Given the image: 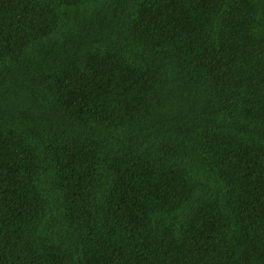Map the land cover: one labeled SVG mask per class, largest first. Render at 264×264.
I'll use <instances>...</instances> for the list:
<instances>
[{"label":"trees","instance_id":"16d2710c","mask_svg":"<svg viewBox=\"0 0 264 264\" xmlns=\"http://www.w3.org/2000/svg\"><path fill=\"white\" fill-rule=\"evenodd\" d=\"M0 264H264V0H0Z\"/></svg>","mask_w":264,"mask_h":264}]
</instances>
